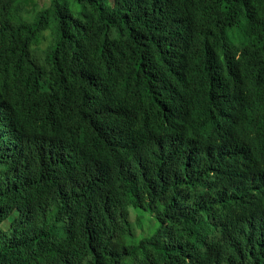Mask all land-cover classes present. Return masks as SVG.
Wrapping results in <instances>:
<instances>
[{
	"label": "trees",
	"instance_id": "1",
	"mask_svg": "<svg viewBox=\"0 0 264 264\" xmlns=\"http://www.w3.org/2000/svg\"><path fill=\"white\" fill-rule=\"evenodd\" d=\"M36 2L0 0V72L11 70L0 98L27 103L37 121L0 147V264H218L206 245L219 253L221 208L264 185V165L228 162L235 171L221 176L209 163L221 158L198 152L210 114L182 132L186 103L176 95L208 60L192 46L196 20L245 16L223 40L250 46L228 64L246 63L241 73L264 83V0H71L76 13L51 0L28 21L22 13ZM162 115L171 140L160 143ZM105 141L123 146L127 172L90 180L84 156ZM129 205L142 206L137 232ZM242 240L264 248V232L243 229ZM250 264H264V249Z\"/></svg>",
	"mask_w": 264,
	"mask_h": 264
},
{
	"label": "clouds",
	"instance_id": "2",
	"mask_svg": "<svg viewBox=\"0 0 264 264\" xmlns=\"http://www.w3.org/2000/svg\"><path fill=\"white\" fill-rule=\"evenodd\" d=\"M221 12L211 10L214 18L221 21L225 17ZM203 15V12L195 7L194 17ZM246 17H234L228 24L216 25L211 22L196 25L192 29L194 38L192 46L196 47V54L206 56L204 66L187 75L193 82L176 95L186 103V112L177 120L183 132L186 125L202 122L206 115L212 119V125L199 138L200 154H208L205 158L219 160L209 161L216 170H222L221 176L228 175L234 171L228 170L232 167L250 168L256 163L264 165V104L261 94L264 92V83L259 77L241 73V67L246 63H229L228 54L231 59H237L240 49H247L250 42L243 37L230 41L223 40L227 31L228 35H236L234 27L244 22ZM220 21V22H221ZM1 48V40H0ZM1 59V58H0ZM221 65V66H219ZM8 68L0 72V82L9 75ZM4 92V91H3ZM3 95L0 98V147L10 149L16 145V135L28 131L37 126L33 112L24 103L15 102ZM204 102L206 109L200 110L193 106L194 102ZM214 99L218 105L213 104ZM28 107V108H27ZM237 107L234 116L226 118L223 116L228 109ZM166 118L162 115L156 122V135H161L160 143L171 139L162 135L161 129ZM44 148V141H37ZM122 147L112 141L103 142L98 148L93 149L84 156V175L93 181H109L114 179L119 172H127V165L123 156ZM197 152V153H198ZM196 153V154H197ZM230 166L225 167L227 164ZM129 205V219L132 221L135 231L138 226V206L135 210ZM199 208V207H198ZM223 218L217 224L223 231L224 236L215 239L219 243L220 251L215 253L212 243L206 248L218 261L222 256L229 264H250V261L264 248L254 246L242 240V230L249 229L264 232V185L250 190L239 196L238 201H231L221 208Z\"/></svg>",
	"mask_w": 264,
	"mask_h": 264
},
{
	"label": "rangeland",
	"instance_id": "3",
	"mask_svg": "<svg viewBox=\"0 0 264 264\" xmlns=\"http://www.w3.org/2000/svg\"><path fill=\"white\" fill-rule=\"evenodd\" d=\"M36 1L37 2L35 4L31 5V9H32L31 11L22 13L23 17L28 21L32 20L38 11L47 9L51 2V0H36ZM68 1L70 2L71 9L74 11V13H76L78 9L77 4L71 2V0H68ZM25 6H26V3H25Z\"/></svg>",
	"mask_w": 264,
	"mask_h": 264
}]
</instances>
